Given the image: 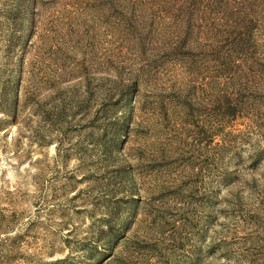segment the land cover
<instances>
[{
  "label": "rangeland",
  "instance_id": "374dc122",
  "mask_svg": "<svg viewBox=\"0 0 264 264\" xmlns=\"http://www.w3.org/2000/svg\"><path fill=\"white\" fill-rule=\"evenodd\" d=\"M100 2L110 1L36 0V16L22 31L19 17L30 13L24 1L0 0V264H264V138L245 119L229 130L252 136L227 152L221 133L194 143L199 127L216 126L217 85L191 96L186 109L174 99L154 116L138 114L125 130L132 142L113 152L118 118L128 115L104 108L98 124L93 94L98 83L113 89L134 78L150 60L138 52L127 18L141 30L152 14ZM23 32L28 56L12 48ZM168 69L182 75L175 64ZM18 73L13 117L1 92ZM176 74L170 84L179 86ZM104 131L107 144L97 138ZM137 149L147 160L168 158L157 161L144 190L136 184L135 200H123L128 183L114 168ZM258 151L261 164L251 169ZM108 221L128 226L116 243H109Z\"/></svg>",
  "mask_w": 264,
  "mask_h": 264
},
{
  "label": "trees",
  "instance_id": "16d2710c",
  "mask_svg": "<svg viewBox=\"0 0 264 264\" xmlns=\"http://www.w3.org/2000/svg\"><path fill=\"white\" fill-rule=\"evenodd\" d=\"M22 1L25 3V9L30 12L19 17L22 21L21 29L25 31V23L36 16L38 3L36 0ZM108 1L110 2H100V5L106 9L109 5L113 9L117 7L123 14H152L150 24L141 30L135 26L138 19L127 18V31L131 34V27L134 28L133 42L138 52L147 54L150 60L144 66L133 70L137 73L134 78L113 82L116 84L113 89H106L105 85L98 83L96 93L93 94L94 101L100 107L96 112L98 124L106 115L104 108H111L112 111L119 108L128 115V120L123 115L118 118L120 126L113 136L114 153L125 143L132 142L130 134L125 130L130 126L129 123L136 126L138 114L151 111L149 114L154 116L158 114V110H167L174 99L177 106L186 109L191 104V96L206 89L213 92L216 85L217 94L213 92V100L217 112L210 115L216 126L213 128L210 124L207 128L203 125L199 127L201 136L195 137V145L209 143L215 135L221 133L222 147L227 152L236 140L252 136L253 132L246 134L229 130L231 124L245 119L251 121L250 129L255 131L256 136L264 138V0ZM157 19L163 21L157 23ZM168 20L165 28L157 27H163ZM32 27L33 23L27 25V28ZM26 38L28 37L23 32L19 39L20 46H17L19 43L12 46L14 53L18 52V48L20 53L27 50V46L23 44ZM26 52L28 56L31 51L28 49ZM28 59L22 60L24 67ZM172 64H175L182 75L168 69V65ZM209 69L212 72H206ZM172 74L182 77L175 79L180 83L179 86L177 83L170 84ZM162 76L168 79H162ZM19 77L20 73L15 77L11 76L1 92V97L6 99L8 105L6 114L13 117L17 115L15 108L18 92L17 86L14 87V78L20 80ZM57 89L59 88H55ZM125 121L127 126L123 123ZM109 124L108 126L113 125ZM196 135L198 136V131ZM109 136L108 131L97 134L98 140H106V144ZM180 142L182 147L186 148V140L180 139ZM142 154L143 151L137 149L120 155V165L114 168L115 172L124 175L128 183L125 192L128 195L123 200H135L133 197L136 184L144 190L154 165L159 159L163 161L168 158L163 152L162 155L159 153V156L151 154L148 160L144 159ZM262 156L259 151L251 155V169L259 167ZM146 161L153 163L149 169L145 165ZM135 174H138L136 181ZM227 180L226 177L225 183ZM250 182H255L253 185L257 187L258 180L252 178ZM108 225L111 234L109 243L114 240L116 243L128 227L126 224L118 227L110 221ZM111 252L109 255L113 256L114 252Z\"/></svg>",
  "mask_w": 264,
  "mask_h": 264
}]
</instances>
